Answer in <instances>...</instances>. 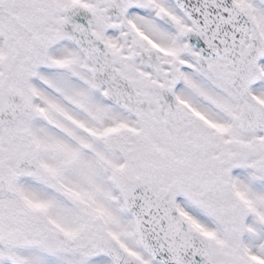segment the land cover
Returning <instances> with one entry per match:
<instances>
[{
  "label": "snow or ice",
  "instance_id": "snow-or-ice-1",
  "mask_svg": "<svg viewBox=\"0 0 264 264\" xmlns=\"http://www.w3.org/2000/svg\"><path fill=\"white\" fill-rule=\"evenodd\" d=\"M0 264H264V0H0Z\"/></svg>",
  "mask_w": 264,
  "mask_h": 264
}]
</instances>
